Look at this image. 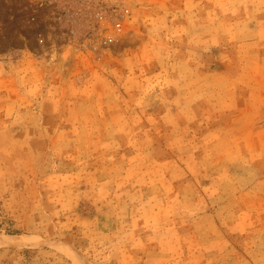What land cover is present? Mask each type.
Wrapping results in <instances>:
<instances>
[{"label": "rangeland", "instance_id": "obj_1", "mask_svg": "<svg viewBox=\"0 0 264 264\" xmlns=\"http://www.w3.org/2000/svg\"><path fill=\"white\" fill-rule=\"evenodd\" d=\"M0 264H264V0H0Z\"/></svg>", "mask_w": 264, "mask_h": 264}, {"label": "bare ground", "instance_id": "obj_2", "mask_svg": "<svg viewBox=\"0 0 264 264\" xmlns=\"http://www.w3.org/2000/svg\"><path fill=\"white\" fill-rule=\"evenodd\" d=\"M25 239H20V236L0 235V246L22 245Z\"/></svg>", "mask_w": 264, "mask_h": 264}]
</instances>
